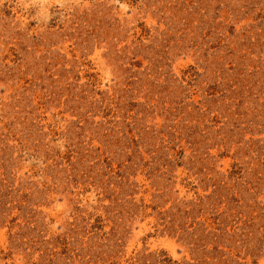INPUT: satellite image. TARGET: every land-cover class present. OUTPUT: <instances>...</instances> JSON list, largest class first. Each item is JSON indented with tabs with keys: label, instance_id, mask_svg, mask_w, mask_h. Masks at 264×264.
Returning <instances> with one entry per match:
<instances>
[{
	"label": "rangeland",
	"instance_id": "374dc122",
	"mask_svg": "<svg viewBox=\"0 0 264 264\" xmlns=\"http://www.w3.org/2000/svg\"><path fill=\"white\" fill-rule=\"evenodd\" d=\"M0 264H264V0H0Z\"/></svg>",
	"mask_w": 264,
	"mask_h": 264
}]
</instances>
